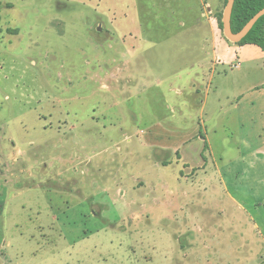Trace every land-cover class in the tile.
Returning <instances> with one entry per match:
<instances>
[{"label":"rangeland","instance_id":"obj_1","mask_svg":"<svg viewBox=\"0 0 264 264\" xmlns=\"http://www.w3.org/2000/svg\"><path fill=\"white\" fill-rule=\"evenodd\" d=\"M199 1L217 3L0 0V264L255 263L251 233L210 215L226 161L204 172L196 154L181 178L171 145L192 135L211 84L209 70L171 78L199 56ZM241 163L239 184L259 189Z\"/></svg>","mask_w":264,"mask_h":264},{"label":"crops","instance_id":"obj_2","mask_svg":"<svg viewBox=\"0 0 264 264\" xmlns=\"http://www.w3.org/2000/svg\"><path fill=\"white\" fill-rule=\"evenodd\" d=\"M223 1L217 0L214 9L216 13L221 10ZM205 6H209L206 1H199L195 18L191 22L199 56L188 61L180 60L178 65L185 66L188 63V68L175 67L171 78L180 79L186 74L196 78L204 70H209L208 79L211 84L199 101L198 116L193 110L197 125L192 135H175L171 145L177 163H181L183 170L188 171L185 174L183 170L180 171L181 178L187 179L194 175L195 167L189 166L188 162L196 161V154L201 155L204 172L211 164L226 161L220 167L214 165L217 185L211 188L214 208L210 215L221 220L227 218L228 224L232 225L234 238H243V234L251 233L256 247L252 242V250L249 248L246 252L253 253L256 258L254 264H264V54L255 45H238L227 41L218 24H214L204 14ZM183 25L184 22L181 23ZM207 48L210 49L208 64L201 58L202 54L209 56ZM229 54L241 57L238 68H232L238 62L237 59L231 63L226 62L228 65L215 62L216 56L226 58ZM217 67L220 69L215 74ZM162 76L166 74L162 73ZM187 85L189 92L179 93L188 100L193 97L195 84L190 79ZM194 138L203 144L202 150L200 144L196 147L190 145ZM232 162H242L243 168L255 169L252 172L259 177V189L239 184L238 170L241 169L232 168ZM182 193L186 195L183 186ZM213 228H208L205 235L210 240L214 237L211 232ZM188 238L191 242L196 239L193 235Z\"/></svg>","mask_w":264,"mask_h":264},{"label":"trees","instance_id":"obj_3","mask_svg":"<svg viewBox=\"0 0 264 264\" xmlns=\"http://www.w3.org/2000/svg\"><path fill=\"white\" fill-rule=\"evenodd\" d=\"M227 0L223 1L225 6ZM264 8V0H234L232 7L230 26L233 33L239 32L244 25L261 9ZM218 28L222 31V13L216 14ZM16 33L17 30H9ZM238 45L251 44L257 46L264 54V15L253 25L247 35L237 43Z\"/></svg>","mask_w":264,"mask_h":264},{"label":"water","instance_id":"obj_4","mask_svg":"<svg viewBox=\"0 0 264 264\" xmlns=\"http://www.w3.org/2000/svg\"><path fill=\"white\" fill-rule=\"evenodd\" d=\"M234 4V0H227L223 13H222V33L223 36L227 41L230 43H238L240 42L246 35L247 33L251 30L253 25L256 23V21L264 15V8L258 11L245 25L244 27L237 33H233L231 31V26H230V18H231V12H232V7Z\"/></svg>","mask_w":264,"mask_h":264},{"label":"built area","instance_id":"obj_5","mask_svg":"<svg viewBox=\"0 0 264 264\" xmlns=\"http://www.w3.org/2000/svg\"><path fill=\"white\" fill-rule=\"evenodd\" d=\"M204 14H205L206 16H210V15H212V11H211V9H210L209 6H205V7H204ZM238 67H239V63H238V62L232 65V68H238Z\"/></svg>","mask_w":264,"mask_h":264}]
</instances>
